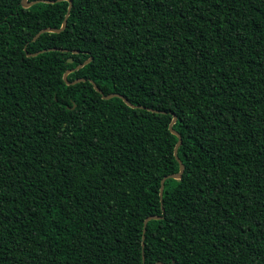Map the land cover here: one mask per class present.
<instances>
[{
  "label": "trees",
  "instance_id": "16d2710c",
  "mask_svg": "<svg viewBox=\"0 0 264 264\" xmlns=\"http://www.w3.org/2000/svg\"><path fill=\"white\" fill-rule=\"evenodd\" d=\"M53 1L0 0V264H264V0H71L33 40Z\"/></svg>",
  "mask_w": 264,
  "mask_h": 264
},
{
  "label": "water",
  "instance_id": "95a60500",
  "mask_svg": "<svg viewBox=\"0 0 264 264\" xmlns=\"http://www.w3.org/2000/svg\"><path fill=\"white\" fill-rule=\"evenodd\" d=\"M40 1L54 2L53 0H33V1L22 0L21 4H22V6H24V7H28V6L32 5V4L37 3V2H40ZM57 1H62V0H57ZM68 2H69V6H68V9H67V13H66V15H65V18H64L63 23H62V25L60 26V28H50V27H49V28H44V29L40 30V31L34 36L33 40H35V39H36L41 33H43V32H60L61 30L64 29V27H65V25H66V18H67L68 14H69V11H70V8H71V5H72L71 0H68ZM57 49H58V48L42 49V50L37 51V52H35V53L31 54V55L34 56V55H37V54H39V53H41V52H44V51H46V50H57ZM29 55H30V54H29ZM70 60H71V59H69V61H70ZM89 60H90V58H88L87 60H85L83 63L77 65V66L75 67V69H78V68L82 67L84 64H86L87 62H89ZM71 71H72L71 69H68V70H66V72L63 74V79L65 80V82H66L67 84H74V83H77V82H80V81H85L84 78H77V79L73 80L72 82L67 81V74H68L69 72H71ZM91 83L93 84L94 89H95L97 92H99V93L101 94V97H102V98H104V99H109V98H112V97H119V98H121V99H122L127 105H129V106H131V107H137V106L133 105L132 103H130V102H129L124 96H122L121 94H118V93H108V94H103L102 91H101V89H100V88H99V87H98L93 81H91ZM141 107H142V106H141ZM148 109L153 110V109H151V108H148ZM175 122H176V116L173 115L172 120H171L170 123H169V129H170V131H171L173 134H175V135L178 137V140H177V142H176V144H175V147H174V155H175V158H176L177 161H178V164H179V170H178V172H176V173L169 174V175L165 176L164 178H162V180H161V184H160V191H159L160 198H161V196H162V192H163L164 180H165L166 178L179 179V178H181V176H182V172H183V170H184L183 163L181 162V160H180L179 157L177 156V150H178V147L180 146L182 140H181V136H180V134H179L178 132H176V131L173 129V124H174ZM162 211H163V206H162ZM160 218H161V216H158V215H151V216H148V217H146V218L144 219V222H143V231H142V232H143V234H142V240L144 239V233H145V228H146V224H147V222H148L149 220H151V219H160ZM142 246H143V241H142ZM160 264H162V263H160Z\"/></svg>",
  "mask_w": 264,
  "mask_h": 264
}]
</instances>
